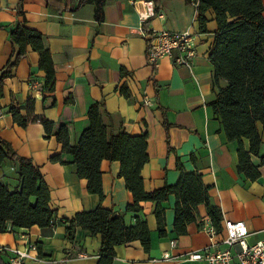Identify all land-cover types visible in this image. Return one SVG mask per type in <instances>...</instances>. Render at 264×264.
Segmentation results:
<instances>
[{
    "label": "crops",
    "instance_id": "0c3cea01",
    "mask_svg": "<svg viewBox=\"0 0 264 264\" xmlns=\"http://www.w3.org/2000/svg\"><path fill=\"white\" fill-rule=\"evenodd\" d=\"M141 1L105 0L104 19L98 22L93 3L78 9H74L73 3L70 10L59 12L46 0H22L25 24L46 38L55 85L49 94L29 88V76H35L42 85L44 72L38 68V54L28 47L12 69L13 76L3 85L0 137L19 156L29 158L40 169L49 189V206L58 219L98 206L123 213L132 202V195L119 176L120 163L106 159L100 162L103 198L99 199L87 192L86 180L77 176L72 156L62 152L55 138L65 126L69 144L75 145L89 125L88 108L102 101V120L108 131H125L131 136L147 134L149 160L140 173L146 192L165 183L175 184L180 175L179 159L186 171L198 172L203 184L210 188V201L222 213L221 228L225 221H241L252 234L249 242L264 237V165H260L258 157L251 156V163L260 172L255 181L237 172L238 143L227 140L219 117L208 105L215 96L211 83L213 66L209 60L217 28L213 12L206 13L207 22L201 29L194 5L184 0H158L160 10L146 26L190 32L194 36L195 54L190 68L176 66L168 57H162L153 69L147 63L143 25L138 16ZM19 3L20 0H0V73L15 55L9 30L22 20L17 12ZM122 86L128 92L127 97L119 91ZM11 96L19 104L32 97L34 112L53 122L52 134L47 137L40 124L25 128L16 125L8 113ZM67 98L72 101L65 103ZM259 130L264 146V132L260 126ZM242 142L248 150V141ZM54 155H60L62 162L51 161ZM17 167V163L8 159L0 165V180L10 190L19 187ZM174 203L173 195L162 203L167 236L160 238L155 204L141 202V215L150 231L149 252L143 250L139 241L116 245L112 264H206L183 257L188 252L220 244V236L211 237L207 232L211 223L204 205L197 207L198 220L187 225V233L177 236L172 228ZM125 221L133 224L134 215L127 213ZM172 240L176 243L174 248L170 247ZM26 242L39 246V253L37 247L31 251L38 258L26 264L98 262L100 236L81 228H76L73 241L65 237V228L60 224L53 228H22L7 223V230L0 232V246L24 248ZM164 252L173 259L163 258Z\"/></svg>",
    "mask_w": 264,
    "mask_h": 264
},
{
    "label": "trees",
    "instance_id": "16d2710c",
    "mask_svg": "<svg viewBox=\"0 0 264 264\" xmlns=\"http://www.w3.org/2000/svg\"><path fill=\"white\" fill-rule=\"evenodd\" d=\"M155 6V15L160 10L158 0H151ZM194 5L199 27L204 29L207 22L206 13L212 11L217 28L214 33V45L209 53L213 66L211 78L214 99L208 104L223 126L228 141H236L238 173L248 180L255 181L260 172L251 163V156L260 159L264 165V146L261 142V130L264 132V6L263 0H184ZM49 6L59 12L74 9L87 4H94V18L98 22L104 19L105 0H46ZM22 0L18 7V15L22 16L9 30V40L16 48L13 59H10L0 73V98L3 96V85L12 77V69L26 54L29 47L38 54V68L44 72L43 84L39 91L52 93L55 85V71L51 52L46 38L39 31L28 27L22 11ZM1 27V26H0ZM125 72L122 71V74ZM224 81V84H221ZM36 82L33 75L28 83ZM120 93L128 96L125 87ZM47 96H43L45 100ZM53 100V98H52ZM34 99L28 97L19 104L11 96L8 113L13 122L25 128L31 124L42 125L47 137L52 134L53 122L43 114L34 112ZM71 98L64 100L71 102ZM54 101L51 103L53 104ZM103 102L93 103L87 110L89 125L79 135L75 145L69 144V135L65 126L55 134L61 150L72 156L77 176L86 180L89 194L103 198L101 186L100 162L103 159L120 163L119 176L124 179L126 189L132 195V202L125 212L119 213L112 208L96 207L89 211L76 212L70 218L56 217L49 206V189L40 169L29 158L19 156L11 144L0 137V165L5 160L17 163L19 187L10 190L0 180V232L7 230V223L12 227L53 228L57 224L65 228V237L73 241L76 228L89 231L100 236L97 264H112L116 245L139 241L143 250L149 252L150 231L143 215L141 202L155 204L154 216L158 236H167L165 226V209L162 203L175 197L173 206V232L177 236L187 233V225L198 220L197 207L204 205L211 225L221 230L222 213L218 206L210 201L209 187L201 180L196 171H186L179 159L177 169L180 172L175 184L165 183L151 192L143 188L141 169L149 160L147 154V134L129 135L125 131L117 133L108 131L102 120ZM168 128V123L164 121ZM248 141V150L242 140ZM51 161H59L60 155H54ZM133 214L134 223L127 224L125 215ZM39 253V246L36 245ZM0 264H6L4 256H0Z\"/></svg>",
    "mask_w": 264,
    "mask_h": 264
},
{
    "label": "built area",
    "instance_id": "2783aa9c",
    "mask_svg": "<svg viewBox=\"0 0 264 264\" xmlns=\"http://www.w3.org/2000/svg\"><path fill=\"white\" fill-rule=\"evenodd\" d=\"M142 9L138 11L143 25V35L146 41L147 63L156 68L160 58L168 57L176 66L191 67V60L195 54L194 36L187 31L176 32L156 30L146 26L148 20L155 16V6L151 0L141 1ZM39 82L29 84L31 90H39ZM149 104L148 100H143ZM3 111L0 109V117ZM207 232L211 237L220 236V244H211L202 249L186 253L183 257L193 261H204L206 264H264V237L249 242L251 233L241 221H225L220 231L209 225ZM175 241L170 242L174 248ZM36 249L31 242H26L24 248L0 246V256H4L6 264H26L29 260H36L38 256L31 251ZM163 258L173 259L167 252Z\"/></svg>",
    "mask_w": 264,
    "mask_h": 264
}]
</instances>
